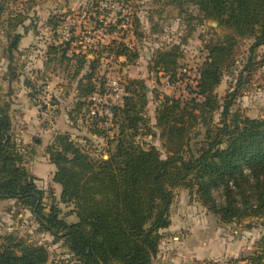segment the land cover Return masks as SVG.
<instances>
[{
    "label": "trees",
    "instance_id": "trees-1",
    "mask_svg": "<svg viewBox=\"0 0 264 264\" xmlns=\"http://www.w3.org/2000/svg\"><path fill=\"white\" fill-rule=\"evenodd\" d=\"M100 1L87 0L86 6L99 15ZM19 2L0 0V35L6 38L11 76L17 72L13 62L22 37L19 28H26L35 3L26 0L22 9L11 7ZM168 2L179 8V15L188 23L216 20L227 33L206 42L207 56L199 66L196 85L189 86V96L156 95L155 127L160 129L166 157L156 145L145 147L141 141L144 133L152 131L144 80H126L123 104L108 107L111 127H117L113 135L104 126L107 115L91 114L95 105L92 96L105 91L104 82L98 80L105 54L125 56L126 65L135 63L138 50L115 38L84 47L82 38L75 35L67 42L48 45L47 66H61L69 85L75 83L70 121L81 117L91 134L106 137L108 143L107 157L93 156L70 132L59 131L45 147L56 167L53 180L61 186L60 201L73 205L77 221H67L57 205L45 204V191L27 169L12 132L11 102L0 96V201L15 199L29 208L40 230L63 239L79 264H150L159 251L162 230L171 224L175 186L191 189L222 224L251 217L264 224V118L232 110L239 89L246 88L254 74L264 69V0ZM188 5L196 7L198 14L188 10ZM61 15L48 21L56 37L64 20ZM135 20L139 24L137 16ZM108 30L114 32L117 26L110 25ZM242 40L248 41L247 58L234 90L221 101L216 88L235 65ZM182 44L155 50L150 71L177 79ZM35 79L25 80L33 97L40 90ZM199 126L204 138L194 146L192 139L202 134L200 128L196 130ZM49 256L44 245L13 234L0 235V264H48ZM239 259L263 264L264 254L257 250Z\"/></svg>",
    "mask_w": 264,
    "mask_h": 264
},
{
    "label": "rangeland",
    "instance_id": "rangeland-1",
    "mask_svg": "<svg viewBox=\"0 0 264 264\" xmlns=\"http://www.w3.org/2000/svg\"><path fill=\"white\" fill-rule=\"evenodd\" d=\"M19 1L21 2L18 4H11V7L22 9L24 7L23 2L26 0ZM118 1L129 3V5L132 6L131 10L134 14L136 38L133 39L128 37L127 40L134 44V47L140 51L141 55L134 64L128 66H122L120 63L121 61H119L121 59H108L103 61L98 80L104 82L105 76H116L118 73H121L125 80L129 78L144 80L149 91V102L146 107V114L149 124L152 126V131L150 134H145L144 132L147 130H143L144 134L141 137V141L145 147L151 144L156 145L162 152V156L166 157V148L163 139L160 137V129L155 127L156 109L159 104L156 95L159 92L160 95L169 94L178 97L189 96V86L192 85L194 87L196 85V81H198L199 78V66L207 56V50L205 48L206 42L211 39L215 40L218 36L227 33V31L223 29L216 20H205L201 23L199 20H193L191 23H188L183 16L179 15V8L170 4L168 2L169 0ZM34 2V7L29 13L30 19H28L26 23L31 26L29 32L33 35L37 34L41 41V45H36L41 51L36 53L37 56H34L35 59H42L44 47L53 42L56 37L57 33L55 34L51 27L46 25L51 17L56 16L57 18V16L62 14L61 17L64 19L72 13L76 14L75 23L73 25L74 30H76L75 36L83 37L84 40L87 34V28L89 30V28L93 27V25L89 24V18L84 17L86 15L84 12L87 10V0H34ZM81 7L85 10L82 15L78 12L82 9ZM187 9L198 14V10L194 6L188 5ZM104 14L107 16L110 15L109 12H104ZM119 16V12L112 15L115 20L117 18L120 20ZM135 16L139 18V24L136 23ZM213 22H216V24ZM190 27H192L193 30H191ZM180 42H183L181 45L183 56L180 59L181 67L179 69V77L172 80L163 72H151L149 64L153 58L154 52H156L155 50L167 49L173 44ZM247 42V40H242L240 42L235 65L225 72L222 82L216 88L217 95L221 101H223L224 97L235 88L238 73L243 68L245 59L248 55ZM5 46L6 38L1 34L0 96L4 100L10 101V99H8L10 96L7 94L10 87L6 83V78H4V73H7L5 68L9 64V56L5 51ZM23 63L26 65L27 62L24 61ZM34 66L36 65H30L31 69L29 70L26 69V67L22 69L24 71L23 80L24 78L25 80L28 78H36L35 83L39 86L38 89H40L38 95L45 96V99L36 102L33 101L35 106H39V112L34 115V121L36 119L38 120L39 123L37 124H39L40 128L32 131V136H34V138L28 143H23L21 137H18L17 134L19 131L17 126H19L21 122L17 120L19 116H17L14 111H11L13 120L12 132L14 137L16 136L15 138H17L19 149L24 155V163L27 169L32 173L31 170L33 166H37L38 161H44L42 157L44 156L45 147L49 143L47 140L50 136L52 138L58 131L64 129H68L67 131L72 134V137L80 144L84 145L93 156L104 154V157H107L106 151L108 143L106 137H98L97 135L91 134L88 123L81 117L73 122L70 120L64 122V120L60 118L59 113L61 110L64 108L65 113H68L75 102L72 90L75 83L69 85V80L66 78L63 68L55 64H51L48 69L45 67L43 69H37ZM46 89H48V91ZM25 91V94H28L30 99H32L31 89L27 87ZM232 110H240V112L249 114L252 117L264 118V69L254 74L252 82L246 88L239 89V94L234 100ZM215 118L217 120L219 114H216ZM66 120H68L67 117ZM66 124L69 128H65ZM109 126L110 127L107 126V128H109L107 131L110 135H113L114 131H117V127ZM199 128L202 130V134L192 139L191 144L194 146L199 144L204 138V129L199 126L196 127V130L198 131ZM42 182H38V184L39 186H44L45 204L48 207L52 204L57 205L62 210L61 215L67 221H77V216L72 213L73 205L60 201L58 186H56L50 178L42 179ZM173 191V213L180 209L179 205H181L182 202L186 205L187 209L196 211L197 213H199L200 210H202L201 212L207 210L206 206L195 196L191 189L185 186H175ZM208 216L214 225H224L225 232L228 233L230 237L236 238L235 236L240 235L242 237L244 236L243 238L247 240L246 249L242 252L240 257H233L232 261L229 263L227 260L222 261L221 264H247V262L240 263L239 258L250 256L257 250L261 254H264V224L261 223V219L251 217L231 224H222L218 216H213L211 214H208ZM215 219L218 222H215ZM5 234H13L27 242L44 245L50 253L48 264H79L74 254L64 243V240L56 239L50 232L41 231L40 224L31 210L18 204L15 199H4L0 201V235ZM247 247H249V250Z\"/></svg>",
    "mask_w": 264,
    "mask_h": 264
},
{
    "label": "crops",
    "instance_id": "crops-1",
    "mask_svg": "<svg viewBox=\"0 0 264 264\" xmlns=\"http://www.w3.org/2000/svg\"><path fill=\"white\" fill-rule=\"evenodd\" d=\"M29 25L30 24L26 23V28H19L22 37L20 39L18 51H16L15 54V61L13 62L17 72L13 76L8 74V64L5 68L7 73H4L6 83L10 87L7 94L10 96L8 99L11 101V111H14V113L19 116L17 120L21 122V124L17 126L19 131L17 135L18 137H21L23 143L31 141V139L34 138V136H32V131L39 129L40 126L37 124L39 123L37 119L35 120L36 122L34 121V115L39 112V106L33 104V101L36 102L34 98L37 95L30 99L28 94H25L27 87L25 85V78L23 80L24 71L22 69L26 67V69L29 70L31 69L30 65H36L34 67L37 69H43L44 67L46 69L50 68V65L47 66L48 45L52 43H60L59 37H55L53 42L44 47L42 51V59H35L34 56H37L36 53L41 51L36 45H41V41L37 34L33 35L29 32L31 29V26ZM46 25L50 26L48 23ZM135 38L136 35L133 39ZM132 45L133 47L131 50H138L134 47L133 43ZM263 49L264 47L262 50ZM140 55L141 53L139 51V56ZM89 57H93V55L90 54ZM119 59H121L119 61H121L120 63L122 66L132 65L124 64L126 61L125 56H120ZM24 61L27 62L26 65H24ZM72 90L73 95L75 96V86ZM59 114L64 122L70 120L68 113H65L64 108ZM66 117L68 120H66ZM65 128H69V126L66 124ZM67 130L68 129H64L62 131ZM52 138L50 136L47 141L50 142ZM42 160L44 161H38V165L33 166V169L31 170L32 173L37 176V182L39 183L42 182V179L46 178H50L51 181L54 182L53 177L56 170L55 165L49 161L45 152ZM54 184L58 186V191L61 194V186L55 182ZM40 187L44 188L43 185ZM172 207L173 204L170 209L171 224L169 227L162 230L163 239L159 251L150 264H211L215 261H217V264H221L222 261L225 260L229 263L233 257H240L242 252L246 249L247 240L243 238L244 236L242 237L238 235L235 236L236 238L230 237V235L225 232L224 225H214L212 223L208 214L213 216L214 214L210 211L206 210L201 212L202 210H200L199 213H197L196 211L187 209L183 202L179 205L180 209L175 213L172 212ZM215 222L218 221L215 219ZM247 249L249 250V247H247ZM246 262L247 261L245 260L240 261V263Z\"/></svg>",
    "mask_w": 264,
    "mask_h": 264
},
{
    "label": "built area",
    "instance_id": "built-area-1",
    "mask_svg": "<svg viewBox=\"0 0 264 264\" xmlns=\"http://www.w3.org/2000/svg\"><path fill=\"white\" fill-rule=\"evenodd\" d=\"M98 9L102 12L99 15L95 11H90L88 7L86 11L83 10V8L78 11L80 15L86 13L84 17H88L90 21L89 24L93 25V27L90 26L91 28H89V30L87 28L85 40L82 37V44L84 47L92 46L102 41L103 43H107L112 38H115L119 42H124L129 49H132V42L127 40L128 37L133 38L136 35L135 21L133 18L134 14L131 10L132 6L129 5V3L119 2L118 0H102L99 2ZM105 11H108L110 15H105ZM116 12L120 13V20H118V18L115 20L112 17ZM75 15L76 14L72 13L70 16H66L67 18H64L63 22L59 25V42H67L73 35H75L76 30L73 28ZM110 25L117 26V30L109 32L108 28ZM119 58L114 54L106 53L103 61ZM104 87V92L96 93L91 98L95 104L92 108L91 114L107 115L108 119L104 122V126L107 127L111 125V114L108 112V107L123 104L124 96L126 95V80L121 73H118L116 76L107 75L104 78ZM46 90L48 91V89ZM34 99L36 101H41V99H45V96L38 95ZM45 102L47 103L46 100ZM213 264H217V261Z\"/></svg>",
    "mask_w": 264,
    "mask_h": 264
},
{
    "label": "water",
    "instance_id": "water-1",
    "mask_svg": "<svg viewBox=\"0 0 264 264\" xmlns=\"http://www.w3.org/2000/svg\"><path fill=\"white\" fill-rule=\"evenodd\" d=\"M214 24H216V22H213Z\"/></svg>",
    "mask_w": 264,
    "mask_h": 264
}]
</instances>
